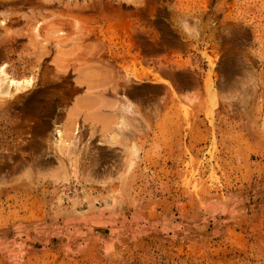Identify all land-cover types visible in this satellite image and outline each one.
<instances>
[{
	"label": "rangeland",
	"instance_id": "obj_1",
	"mask_svg": "<svg viewBox=\"0 0 264 264\" xmlns=\"http://www.w3.org/2000/svg\"><path fill=\"white\" fill-rule=\"evenodd\" d=\"M3 4L0 264H264V0Z\"/></svg>",
	"mask_w": 264,
	"mask_h": 264
},
{
	"label": "crops",
	"instance_id": "obj_2",
	"mask_svg": "<svg viewBox=\"0 0 264 264\" xmlns=\"http://www.w3.org/2000/svg\"><path fill=\"white\" fill-rule=\"evenodd\" d=\"M8 1H11V0H0V9H6L7 7L9 6H3L4 4L3 3H8ZM9 9V8H7ZM60 13L61 14H65L66 11L63 10V9H60ZM58 12H59V9H58ZM153 46L152 45V50H153ZM157 56L159 55L158 52L156 54ZM166 56H169V55H166ZM73 58H65L63 59L62 57H60L58 55V61L59 60H71ZM159 59V58H158ZM87 78V75L83 72H77L75 75H74V79L76 82L78 83H82V81H84V79ZM82 80V81H81ZM85 88L80 92L78 93L76 96L73 97L69 107H68V116H70L72 119L73 118H81L83 121H92V120H95L96 122H98V119L102 118L103 116V113L101 112V104L102 102L104 101L103 97L102 96H96L94 97V103L97 104L98 106H91V104H89V99L88 98V85H84ZM102 88V87H101ZM98 89V90H95L93 91L94 93H97V95H102L104 94V89ZM95 122V123H96ZM104 126L106 124H103ZM113 144V143H112ZM125 150H127V148H125ZM127 157V156H126Z\"/></svg>",
	"mask_w": 264,
	"mask_h": 264
},
{
	"label": "clouds",
	"instance_id": "obj_3",
	"mask_svg": "<svg viewBox=\"0 0 264 264\" xmlns=\"http://www.w3.org/2000/svg\"><path fill=\"white\" fill-rule=\"evenodd\" d=\"M251 82L252 81L249 80V83ZM221 98L228 102L241 103L244 101V98L239 94L238 90L226 92Z\"/></svg>",
	"mask_w": 264,
	"mask_h": 264
},
{
	"label": "bare ground",
	"instance_id": "obj_4",
	"mask_svg": "<svg viewBox=\"0 0 264 264\" xmlns=\"http://www.w3.org/2000/svg\"><path fill=\"white\" fill-rule=\"evenodd\" d=\"M89 5V4H88ZM78 7H80V6H78ZM97 7V6H96ZM73 8H75V7H73ZM73 8H71V9H73ZM86 8V7H85ZM89 8V7H88ZM82 10H83V8H82ZM106 10V9H105ZM80 11V10H79ZM89 11V10H88ZM103 11V10H102ZM101 11V12H102ZM108 11V10H107ZM109 11H110V9H109ZM112 11V10H111ZM98 12V11H97ZM100 12V13H101ZM93 13V12H92ZM76 14H78V12L76 13ZM87 15V14H86ZM79 16V15H78ZM81 17H83V16H81ZM85 18V17H84ZM87 18V17H86ZM30 81L28 80V83H29ZM14 83H17L15 80H13V79H11V80H9V83L8 84H10V85H13ZM8 84H7V86H8ZM20 86V85H19ZM8 88V87H7Z\"/></svg>",
	"mask_w": 264,
	"mask_h": 264
}]
</instances>
